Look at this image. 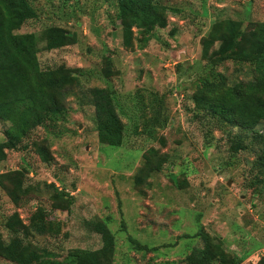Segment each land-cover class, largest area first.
<instances>
[{"label":"rangeland","instance_id":"obj_1","mask_svg":"<svg viewBox=\"0 0 264 264\" xmlns=\"http://www.w3.org/2000/svg\"><path fill=\"white\" fill-rule=\"evenodd\" d=\"M28 3L16 33L39 35L59 27L76 41L45 51L39 40L40 68L64 65L81 69L82 75L63 101V122L35 127L21 143L25 149L5 151L0 174L21 171L23 176L14 179L26 191L12 205L3 188L12 184L0 180L2 241L19 235L6 226L9 216L16 214L25 226L41 208L58 221L59 233L18 237L46 249L61 264L72 249L103 247L104 230L98 229L103 225L112 246L106 264H187L190 252L202 247L200 233L235 264H264V193L250 185L257 174L256 135L264 136V123L247 130L229 126L197 111L191 101L201 80H212L200 58L211 24L239 21L234 38L253 58L264 40V0H161L179 12H167V26L153 28L142 49L134 42L122 47L112 2ZM103 70L110 76L104 77ZM214 72L227 84L253 77L249 63L223 62ZM93 87L112 91L123 123L118 147L97 142L88 94ZM7 126L0 122V142ZM40 142L47 160L34 145ZM48 184L71 197L66 211L51 210ZM197 263L204 264L202 259ZM0 264L11 263L0 257Z\"/></svg>","mask_w":264,"mask_h":264},{"label":"trees","instance_id":"obj_2","mask_svg":"<svg viewBox=\"0 0 264 264\" xmlns=\"http://www.w3.org/2000/svg\"><path fill=\"white\" fill-rule=\"evenodd\" d=\"M63 4L69 0H60ZM112 2L115 6L116 20L121 29V45L124 49L131 48L133 42L142 49L153 28L163 29L167 26L166 14H177L176 8L161 3V0H102ZM28 0H0V122L7 123L3 131L4 140L0 142V162L5 159L6 150L25 149L21 145L30 131L47 123L54 128L56 123L65 119L66 111L63 101L69 95L72 87L78 85L82 75L79 68H68L59 65L51 69L39 66L36 53L37 42H44L45 51L56 50L76 43L75 37L59 27L43 29L39 35L34 33H16L22 26ZM240 29V22L230 19L215 21L211 24L205 42L200 47V58L209 65V76L201 80L191 101L193 108L240 129H253L258 123H264V40L253 58L248 56L245 43L236 40L235 34ZM133 30H136L134 33ZM174 29L169 31L172 35ZM139 35V36H137ZM249 63L253 72L251 80L227 84L221 73L214 72L217 65L223 62ZM212 71V72H211ZM211 72V73H210ZM104 77L111 73L103 70ZM90 103L93 109L92 122L96 139L99 144L118 147L122 142L123 123L120 121L115 103L111 97L112 91L105 88L88 89ZM137 105V104H136ZM259 150L257 155V174L252 176L250 185L264 193V136L258 133ZM40 155L46 157L45 146L40 142L34 144ZM241 148L240 146H238ZM47 160V157L44 158ZM44 160V161H45ZM155 167L154 170H157ZM0 174V180L6 179L11 184L10 189L4 188L5 194L12 205H17L23 197L26 188L18 181L16 175L23 176L21 171L10 174ZM12 175V177L10 176ZM1 185V182H0ZM49 200L51 210L66 211L71 203V197L63 190H58L53 184ZM48 212L41 208L33 211L27 218V225H21L16 214L9 216L11 222L7 227L23 237L56 236L59 224L56 219L50 220ZM104 227V225H103ZM103 229V247L94 251L72 249L68 251L65 264H106L111 251L109 233ZM18 236H12L4 243L0 236V257L11 264H61L54 261L52 253L44 248L32 247ZM201 248H194L186 257L187 264H235V261L225 257V253L217 243H210L207 236L200 233ZM137 248L141 246L130 239Z\"/></svg>","mask_w":264,"mask_h":264}]
</instances>
